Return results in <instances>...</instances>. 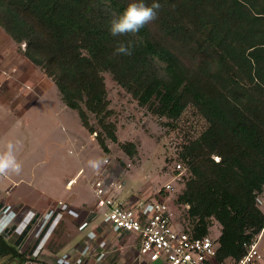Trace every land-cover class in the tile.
<instances>
[{
    "label": "trees",
    "instance_id": "1",
    "mask_svg": "<svg viewBox=\"0 0 264 264\" xmlns=\"http://www.w3.org/2000/svg\"><path fill=\"white\" fill-rule=\"evenodd\" d=\"M133 2L0 0V27L26 43L25 57L86 127L89 114L102 124L110 116L104 73L177 129L193 108L204 127L178 151L185 182L177 204L188 206L181 227L205 237L217 222L218 259L237 260L264 229V0H143L161 5L157 19L112 36L110 22ZM122 42L133 55L117 52ZM104 130L117 140L113 125ZM3 258L35 260L0 233Z\"/></svg>",
    "mask_w": 264,
    "mask_h": 264
},
{
    "label": "rangeland",
    "instance_id": "2",
    "mask_svg": "<svg viewBox=\"0 0 264 264\" xmlns=\"http://www.w3.org/2000/svg\"><path fill=\"white\" fill-rule=\"evenodd\" d=\"M25 50L26 43L15 42L0 27V103L12 110L14 117L19 116L16 121L0 118V131L8 127V132L0 137V149L9 141L19 142L16 155L23 166L19 175L0 177V193H5L10 184L15 189L9 195L12 198H0V210L6 209L0 218V233L29 259H35L26 264L76 262L72 252L81 244H76L77 229L94 208L92 184L101 178H116L123 186L117 193L123 200L153 197L172 183L175 191L168 195V202L180 228L185 227L183 215L188 206L177 204L185 174L174 171L181 164L178 151L186 135L196 137L204 127L194 115L195 110H187L177 129L172 121L140 106L112 75L104 73L110 116L102 124L100 117L89 114L86 127L78 113L63 103L52 79L25 57ZM108 125H113L116 141L107 137L104 126ZM101 134L107 151L99 145ZM128 145L135 147L132 155L127 153ZM97 157L108 163L94 171L88 161ZM71 180L76 183L72 182L67 191ZM258 205L264 212V192ZM51 211V221L32 229L37 219ZM220 232V225L214 222L210 237L216 240ZM257 238L264 264V229ZM107 240L112 244L109 243V255L102 264H134L137 249L128 246L132 241H114L113 234ZM0 264L16 262L3 258ZM82 264L101 263L86 260Z\"/></svg>",
    "mask_w": 264,
    "mask_h": 264
},
{
    "label": "built area",
    "instance_id": "3",
    "mask_svg": "<svg viewBox=\"0 0 264 264\" xmlns=\"http://www.w3.org/2000/svg\"><path fill=\"white\" fill-rule=\"evenodd\" d=\"M217 161L220 159L214 157ZM106 163L108 161L106 160ZM174 172L184 174L182 164ZM181 176V175H180ZM76 181V180H75ZM115 179L101 178L92 184L95 204L87 212L81 223H97L96 231L102 241L85 238L80 248L73 251L74 264H82L88 257L103 262L109 253L103 252L109 245L108 236L125 233L137 237V249L134 264H262L263 256L258 249L259 238L247 246L246 253L239 259H218V245L210 235L195 237L180 228L175 218V211L169 205V194L175 191L172 183H167L153 197L123 200L118 191L123 188ZM68 187H71L68 184ZM164 192V194H162ZM6 209L0 210L3 218ZM9 211V210H8ZM59 210L53 211V214ZM11 212V211H9ZM51 212L37 219L32 229L51 221ZM101 257V258H100ZM67 264V263H66Z\"/></svg>",
    "mask_w": 264,
    "mask_h": 264
},
{
    "label": "clouds",
    "instance_id": "4",
    "mask_svg": "<svg viewBox=\"0 0 264 264\" xmlns=\"http://www.w3.org/2000/svg\"><path fill=\"white\" fill-rule=\"evenodd\" d=\"M160 7L161 5L155 2L148 6L143 0L130 3L121 15L110 22L111 35L115 37L128 33H138L146 24L157 19ZM117 52L121 55L131 56L134 54V46L130 42H122ZM18 145L19 142L14 144L9 141L0 149V177H7L11 174L19 175L22 172V163L16 155ZM104 163L106 161L97 157L88 161V167L94 171H99Z\"/></svg>",
    "mask_w": 264,
    "mask_h": 264
},
{
    "label": "crops",
    "instance_id": "5",
    "mask_svg": "<svg viewBox=\"0 0 264 264\" xmlns=\"http://www.w3.org/2000/svg\"><path fill=\"white\" fill-rule=\"evenodd\" d=\"M3 104L2 103H0V118H5V117H7V118H13V121H16V119H19V116L17 115V116H13L12 114V110H10V109H8L7 107H5L4 106V108H3ZM3 108V109H2ZM30 108H32V106H30ZM28 109V108H27ZM28 110H26V112H27ZM2 113H5V116H4V114H2ZM7 113V114H6ZM9 113H11V115L10 116H8L9 115ZM2 120V119H1ZM19 121V120H18ZM8 128V127H7ZM4 129V130H2V131H0V137L2 136V135H5L8 131V129ZM82 171V170H81ZM81 171L77 174V176L75 177V179H77V177L79 176V174H81ZM68 181V180H67ZM1 183V182H0ZM69 183V182H68ZM123 185H125V183H123ZM0 188H2L1 187V185H0ZM70 187H68V185L66 186V189H67V191H69L70 189H69ZM6 189H7V191L5 192V193H0V198L1 197H3V198H12V197H10L9 195H11L12 193H14V188H13V186L10 184V186H8V187H6ZM0 192H1V190H0ZM93 192V191H92ZM121 193V192H120ZM93 195V197H91V201L92 202H94L93 204H95V196H94V194H92ZM120 197L122 196L121 194L119 195ZM94 198V199H93ZM12 200H14V199H12ZM3 201H1L0 203H2ZM14 205H18L17 203L16 204H14ZM14 205H12L13 207H15ZM93 205H91V207H92ZM94 207V206H93ZM86 211H88V210H86ZM96 225H97V223L95 222V220L94 221H92V222H90L89 224H84V223H81V227L80 228H78L77 229V234H78V236L76 237V244H78V243H80L83 239H85V238H90V239H95V240H97L98 241V243H101L102 241H104L103 239H102V237H101V235H99L98 233H97V231H96ZM120 238H122V239H128V240H130V241H132V243L131 244H128V246H131V249H133L134 247H135V245L137 244V237L135 236V235H129V234H125V233H118L117 235H115L114 236V241H118V240H120ZM109 243H111V242H109ZM112 244V243H111ZM79 246H77V248H78ZM126 247V246H125ZM109 246H107V248H104V250H103V252L105 253L106 251H109ZM101 258V257H100ZM87 261L88 260H96L97 262H100L101 261V259H100V261H98L99 259H95V258H93V257H88L87 259H86ZM105 261V260H104ZM101 264L103 263V262H100Z\"/></svg>",
    "mask_w": 264,
    "mask_h": 264
},
{
    "label": "bare ground",
    "instance_id": "6",
    "mask_svg": "<svg viewBox=\"0 0 264 264\" xmlns=\"http://www.w3.org/2000/svg\"><path fill=\"white\" fill-rule=\"evenodd\" d=\"M72 182H75V180H71L68 184L71 186V185H73V183ZM76 183V182H75ZM74 183V184H75Z\"/></svg>",
    "mask_w": 264,
    "mask_h": 264
}]
</instances>
